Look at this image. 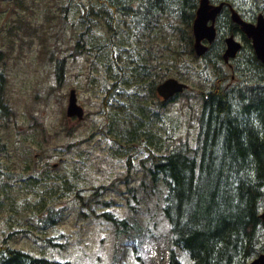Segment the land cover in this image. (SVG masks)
Listing matches in <instances>:
<instances>
[{
  "label": "trees",
  "instance_id": "1",
  "mask_svg": "<svg viewBox=\"0 0 264 264\" xmlns=\"http://www.w3.org/2000/svg\"><path fill=\"white\" fill-rule=\"evenodd\" d=\"M100 1L107 13L113 12V16L123 19L127 25L117 28L113 23L108 24L113 29L115 43L106 50L104 36L97 38L93 31V24L101 22V17L86 7L85 0H66L63 3L68 4L63 5V11L75 9L79 13L73 24L81 30L75 35L72 58L85 55L92 60L89 62L93 64V75L101 70L106 81H115L104 84L109 92L105 102L117 88H123L126 95L125 86L133 93L145 91L152 102L144 104L143 114L136 122L120 124L121 128L117 129L119 143L124 148L116 154L127 156L130 167L136 158L139 166H133V172L125 178L92 188L87 198L81 194L84 190L77 193L79 218H87L90 211L96 219L112 223L117 242L113 247L112 264H130V257L139 264H183L177 249L187 252L194 264H248L262 247L264 228L261 219L264 208V73L258 74L251 68L247 80L231 82L233 76L225 68L220 46L212 45L203 59L196 55L192 26L200 0ZM223 14L217 19L219 30H222ZM62 20L65 30L66 21ZM231 25L242 33L238 25L233 22ZM3 57L0 51V62ZM197 61L204 62L200 72L194 70L193 63ZM255 61L263 70L264 65L256 56ZM65 62L66 59L60 60L55 68L56 81L60 84L65 77ZM193 74L201 80L198 88L190 82ZM169 76L188 83V89L171 101L157 93V87ZM6 87L7 77L0 72V121L10 118ZM197 89L200 91L196 92ZM182 97L202 101L194 147L188 141L165 145L160 131L155 128L156 122L152 124L163 115L165 108ZM130 113L137 117L133 110ZM101 131L106 133L105 127L102 126ZM139 154L144 156L139 158ZM140 171L142 184L131 187L132 174H140ZM0 173L8 172L0 169ZM118 181L125 182V190L118 187ZM163 184L167 192L162 198V210L170 224V234L151 232L147 228L151 214L148 210L141 211L143 194L160 193L157 200L160 204ZM70 191L67 189L66 195ZM104 191L126 195L128 214L124 218L111 212L95 213L94 198L97 197L99 204ZM0 193V213L8 212L11 217L20 208L38 209L53 200L51 195L42 192L41 201L35 205L20 202V197L13 196L15 192L10 183H0ZM131 201L140 208L131 207ZM63 218V206L55 200L50 203L48 215L40 218L39 228L59 225ZM9 225H12L10 221ZM7 242L6 238L0 244V264H71L35 257Z\"/></svg>",
  "mask_w": 264,
  "mask_h": 264
},
{
  "label": "rangeland",
  "instance_id": "2",
  "mask_svg": "<svg viewBox=\"0 0 264 264\" xmlns=\"http://www.w3.org/2000/svg\"><path fill=\"white\" fill-rule=\"evenodd\" d=\"M228 1L237 6L238 10L234 7L235 10L246 20L256 18L259 13L264 14V0ZM63 2L66 0H0V51L4 53L0 72L7 77L5 96L11 109L7 114L10 118L0 121V169L8 172L0 173V183H10L15 192L13 196L20 197V202L29 201L35 205L42 197L33 196L24 186V181L28 180L27 175L41 177L43 175L40 172L46 162L55 165L65 162L64 171H56L53 167L50 170L56 176H62L66 191L71 190L68 195L60 198L63 192L53 182L41 188L40 191L45 195L53 197L46 204L50 206V203L58 200L59 205L63 206V221L48 229L39 228L42 221L40 218L49 213L48 205L27 211L20 208L14 217L8 212L0 213V244L7 238L9 246L35 257L71 264H112L113 247L117 244L114 227L103 218L96 219L90 211L87 218H79L76 192L84 190L81 194L87 198L92 188L108 185L127 176L129 171L123 157L112 150L117 145L115 140H111L112 128L116 131L121 128L120 124L136 122L143 114L144 104L152 102V99L145 91L133 93L125 86L126 95L123 88H117V92H112L110 99L105 102L109 92L104 84L115 81H106L101 70L93 75V64L89 62L92 60L85 55L72 58L75 35L81 31L73 24L79 13L75 9L63 11V5L68 4ZM85 2L89 10L101 17V22L93 24V31L97 38L104 36V49L107 50L115 43L113 29L108 24L113 23L121 28L127 23L113 16V12L107 13L105 6L99 4L102 3L100 0ZM223 16L225 24L229 25V11L226 10ZM63 18L67 26L65 30ZM224 35L220 34L217 47L222 45ZM123 56L126 58V55ZM63 59H66L65 77L60 84L56 81L55 68ZM203 63H193L195 72H200ZM234 66L235 80L242 82L247 80L249 69L258 67L255 54L248 44L247 49L240 52L234 61ZM243 70H246V76ZM211 72L212 69L209 75ZM169 78L175 77L169 76L166 79ZM191 81L198 88L201 80L193 74L190 75ZM72 89L76 90L78 104L85 111V119L82 121L67 117ZM201 105L200 98H178L168 109L165 108L161 117L153 120L152 124L156 122L154 127L160 131L165 145L175 146L180 141H188L193 147L196 146ZM131 110L137 117L130 113ZM102 126L106 133L101 131ZM32 128L38 129L36 134L40 132L43 139V166H32L19 179L23 165L10 161L33 158L36 151L26 143L27 132ZM138 157L141 158L140 155ZM133 166L138 167L139 162H134ZM64 172H73V180L67 181ZM132 178L131 187L140 186L143 182L141 171L140 174L133 173ZM117 185L122 190L127 187L122 181H118ZM162 186L160 204L157 203L160 193L143 194L140 198L143 204L141 211L148 210L151 214V222L147 226L151 232L170 234V224L162 210V198L167 188L164 184ZM130 205L140 208L135 201H131ZM92 207L96 214L111 212L119 218L128 214L126 195L121 196L115 191H104L101 202L98 204L97 197L94 198ZM55 210L52 209L53 212ZM9 221L12 225H9ZM262 239L264 241V236ZM177 251L183 264H194L187 252ZM128 261L130 264H139L132 257Z\"/></svg>",
  "mask_w": 264,
  "mask_h": 264
},
{
  "label": "water",
  "instance_id": "3",
  "mask_svg": "<svg viewBox=\"0 0 264 264\" xmlns=\"http://www.w3.org/2000/svg\"><path fill=\"white\" fill-rule=\"evenodd\" d=\"M225 3L215 4L212 0H200L199 7L196 11L195 20L192 30L194 36V50L198 57H204L210 49V45L217 37L216 22L223 12ZM231 21L238 25L244 35L251 40L255 55L260 63L264 65V15L257 17V23L253 24L246 21L238 11L231 7ZM227 49L223 58L229 63L240 53L243 45L238 42L234 36L226 38ZM188 89V85L176 78H169L163 81L157 87V93L164 100H170ZM67 117L77 118L78 121L85 119V111L78 104L77 92L72 89L69 96ZM264 223V212L261 214ZM248 264H264V253L260 254Z\"/></svg>",
  "mask_w": 264,
  "mask_h": 264
},
{
  "label": "flooded vegetation",
  "instance_id": "4",
  "mask_svg": "<svg viewBox=\"0 0 264 264\" xmlns=\"http://www.w3.org/2000/svg\"><path fill=\"white\" fill-rule=\"evenodd\" d=\"M224 2L225 3V6H224V9H223V13L228 10L229 11V19H230V23L229 25H226L225 22H222V30H219L218 27H217V38L216 40L213 42L212 45L216 46V43H218V39H220V34H225L223 39H222V45L220 46L221 47V50L223 51L222 53V58H223V55H224V52L226 51L227 49V44H226V38L229 37V36H234L235 39L240 42L243 47L241 49L240 52L244 51L247 49V44L250 46V48L252 49V51L254 52V49H253V46H252V43H251V40H249L245 35L244 33H239V32H236L233 28H232V25H231V7H235L237 9V6L234 5L232 2L230 1H218V2H213V3H216V4H220ZM234 8V9H235ZM238 10V9H237ZM261 13H259L258 15H260ZM241 15V14H240ZM243 16V15H242ZM258 17V16H257ZM257 17L254 18V19H249V20H246L243 16V18L246 20V21H249L253 24H256L257 23ZM217 23V22H216ZM234 24V23H233ZM211 46V45H210ZM240 54V53H239ZM239 54L237 55V57L235 59H231L229 63L225 62L224 58H223V62L225 64V68L228 70L229 72V75L233 76L232 78V81L231 82H235V73H236V69H235V66H234V61L238 58ZM255 54V52H254ZM256 56V55H255ZM257 58V57H256ZM200 59H203V58H200ZM257 63V62H256ZM262 64V63H261ZM258 67L254 68V70L258 73V74H262L263 75V72H264V69L262 70L263 72L260 73L259 71L261 70L260 69V66L258 63H257ZM263 65V64H262ZM245 72V76L247 75V72L246 70H243ZM231 84V83H230ZM229 84V85H230ZM228 85V87H229ZM176 97H173L171 98L169 101L171 100H174ZM176 101V100H175ZM174 101V102H175ZM173 102V103H174ZM172 103V104H173ZM113 132L111 133L112 134V137H111V140H115L117 145L115 148H112L113 151H120V149H123L124 148V145H122L121 143H119V134L117 133V130L114 131V129L112 128ZM198 130H199V126H198ZM39 130L38 129H33L32 130H29L27 132V138H26V143L27 144H30V146L34 147V150L36 151L33 155V158H24L22 160H12L10 162H20L23 166L21 167L20 169V177L24 174V173H28L29 170L32 168V166L34 165H40V166H43V139L41 138V134L40 132L38 134H36ZM199 133V132H198ZM33 136L32 138L28 139V137H31ZM197 138H198V135H197ZM197 142V140H196ZM136 148L139 147V145H134ZM118 155V154H117ZM141 155V154H139ZM120 156V155H119ZM141 156H144V154H142ZM123 159H124V163L126 164V168L127 170L129 171L127 173V175L129 176V174L131 172H133V168L130 167L129 164H127V156H122ZM122 157H117L119 159H121ZM135 158V157H134ZM138 158V157H137ZM130 160V159H129ZM135 162H138V160H136V158L134 159ZM2 162V161H0ZM5 162H9V161H5ZM65 162H61L60 163H56V165L53 163V162H46L45 163V168L41 170L40 174L43 175L41 177H38V178H34L32 175H27L28 176V180H27V183L24 184V186L27 188V190H29V193H31L33 196H38V198L42 197L41 193L42 191L41 188L43 187V185H50L52 182L54 183V185H57L59 190H62L63 193H65L66 195V190L64 188V183L62 180V176L60 174H53L51 173V170H50V167H53L54 169H56V171H64L65 170V167L66 165L64 164ZM58 164V165H57ZM46 172V173H45ZM66 175H67V181H72L73 180V177H74V174L73 172H64ZM53 179V180H52ZM81 190H78L77 193H79ZM62 194V193H61ZM61 197V195H60ZM64 197V196H62ZM59 210V209H57ZM264 212V208H263V211ZM264 230V228L262 229V231ZM261 231V237L264 236V233ZM262 243V247L259 248V250L256 252V254L251 258V260H253L254 258H256L257 256H259L260 254L264 253V241L262 239L261 241ZM250 260V261H251Z\"/></svg>",
  "mask_w": 264,
  "mask_h": 264
}]
</instances>
